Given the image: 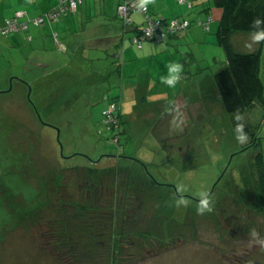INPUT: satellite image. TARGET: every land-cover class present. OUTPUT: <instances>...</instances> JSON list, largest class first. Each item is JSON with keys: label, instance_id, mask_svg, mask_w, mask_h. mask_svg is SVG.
Segmentation results:
<instances>
[{"label": "rangeland", "instance_id": "374dc122", "mask_svg": "<svg viewBox=\"0 0 264 264\" xmlns=\"http://www.w3.org/2000/svg\"><path fill=\"white\" fill-rule=\"evenodd\" d=\"M193 3L189 16L199 27L202 7ZM179 7L188 9L176 0ZM63 22L40 27L52 32L44 42L0 38V264H264L256 166L264 104L239 115L249 129V142L239 144L236 116L210 98L226 66L218 25L203 31L212 42L184 47L182 82L169 89L157 73L143 79L127 29L135 53L124 59L119 22L118 44L61 54L52 34ZM232 44L238 53L263 44L264 83V41L237 33ZM44 54L50 66H34ZM115 101L125 115L120 129L106 123ZM201 192L212 193V213L197 214Z\"/></svg>", "mask_w": 264, "mask_h": 264}, {"label": "crops", "instance_id": "0c3cea01", "mask_svg": "<svg viewBox=\"0 0 264 264\" xmlns=\"http://www.w3.org/2000/svg\"><path fill=\"white\" fill-rule=\"evenodd\" d=\"M60 3V0H58ZM140 1V0H139ZM176 0H150L148 3V14L152 18H164L165 20H183L190 19V13L194 10V5L192 9L188 8L187 4H180L188 8L187 11L184 8L179 7V11H176L173 8V4H175ZM194 4V0H189ZM199 1L202 8L197 10L196 15L198 16L197 26L199 27H190L182 36H170L167 41L161 44H156L151 41H144L142 44V48L136 47L138 53H135L134 50L130 47H126V32L133 33V37L140 33L142 25L144 23V17L140 12H135L132 14L133 25L130 27H125L123 22L119 19L117 15V7L120 3L119 0H81L76 11L67 10L64 18H67L68 23H62L58 29L60 31H53V44L56 47V50L61 54H67V51L70 49L80 50L84 47H93L96 48L106 45L107 47H112L113 44L117 42L112 37L115 35V27L116 22H119L121 25V30L124 31L123 37L121 41H125L123 44V52L122 55L124 59L127 58V55L130 54L131 51L137 54L136 59L138 62L142 61L145 65V77L143 79L151 77L153 78V73H157L158 79L160 76L166 74V65L165 60L171 59L170 62H178L182 65H185L186 62L181 60L180 56L184 55V47L191 46L193 44H203L207 42H212V39L207 36L204 32H212L213 25H218V21L221 17L222 12L214 9L217 8L214 5V8L209 4L212 0H197ZM214 3V2H213ZM57 4V2H56ZM55 2L52 3V0H0V23L3 24L6 20L13 18L17 12L22 13L21 21H25L28 19L36 18L43 16L50 12L56 5ZM210 5V6H209ZM219 9V8H217ZM190 10V11H189ZM221 10V9H220ZM60 19L57 23L51 24H60L64 19ZM212 19L210 23V31H205L204 27L199 25V22L205 23ZM191 20V19H190ZM192 21V20H191ZM193 22V21H192ZM53 26V25H52ZM55 26V25H54ZM31 27H34L30 29ZM47 27L46 25L43 26ZM38 29V30H37ZM127 29V31H126ZM32 31V32H29ZM56 30V29H54ZM28 32V33H27ZM52 33L50 29L45 30L40 27H36L30 25L28 30L25 32H17L11 33L8 36H0L4 42H10L14 45H20L21 40L27 39L25 42H37V41H45L47 40V36ZM243 33V32H239ZM24 34V35H23ZM237 34V33H235ZM233 34L232 38L235 35ZM250 34V33H247ZM27 35V36H26ZM62 35V36H61ZM99 36L101 38H99ZM72 37V38H70ZM51 38V39H52ZM70 38V39H69ZM88 44V45H87ZM102 44V45H100ZM118 44V43H117ZM99 45V46H98ZM233 45V44H232ZM133 47V48H135ZM255 52V51H254ZM184 53V54H183ZM117 58L120 59L121 55L118 53ZM37 67H46L50 66L51 61L47 59L44 54L42 57H37L36 60L32 63ZM199 70H202V67H198ZM143 69V68H142ZM186 73V72H184ZM142 75V74H141ZM121 77H123V83H125L126 79V62L124 61V65L121 69ZM160 81V80H159ZM25 84V83H24ZM208 94V92H206ZM215 93V87L212 88L211 95ZM162 96V95H161ZM114 99V98H113ZM216 99V98H214ZM181 105L186 107L188 106L187 99L179 100ZM118 103V102H117ZM120 113L122 112V105L119 104ZM124 119V118H123ZM125 123V120H123Z\"/></svg>", "mask_w": 264, "mask_h": 264}, {"label": "trees", "instance_id": "16d2710c", "mask_svg": "<svg viewBox=\"0 0 264 264\" xmlns=\"http://www.w3.org/2000/svg\"><path fill=\"white\" fill-rule=\"evenodd\" d=\"M213 2L222 11L216 38L218 46L225 52L226 66L214 75L215 93L211 95V98H216L227 114L242 115L257 103L264 104V83L261 77L263 44L255 52L238 53L232 45L231 37L239 32L253 34L257 31L253 27V22L256 19H264V0H213ZM189 21L191 27L193 23L191 20ZM203 24L199 22V25L203 26ZM122 119L123 116H121L120 124H122ZM238 123L241 122L236 121L234 126L236 127ZM244 131L248 135L247 127L244 128ZM250 144L243 146V150L250 148ZM256 164L257 185L264 204V158L262 154L257 156Z\"/></svg>", "mask_w": 264, "mask_h": 264}, {"label": "built area", "instance_id": "2783aa9c", "mask_svg": "<svg viewBox=\"0 0 264 264\" xmlns=\"http://www.w3.org/2000/svg\"><path fill=\"white\" fill-rule=\"evenodd\" d=\"M120 3L117 7V15L119 19L123 22L125 27L133 25L132 14L135 12H140L144 17L145 27L142 29L139 36L133 39V43L142 48V42L151 41L154 43H163L170 36H181L189 27V20H177L173 19L169 22L164 18L154 19L148 14L147 9L139 8V0H119ZM81 0H60L58 6L53 8L47 14L21 21L22 13L17 12L16 15L6 20L3 24L0 23V36H8L11 33L25 32L28 30L30 25L36 27H43L46 25L47 20L51 23H57L62 19L63 15L67 10L76 11ZM180 4H187L189 9L193 8L192 2L189 0H178ZM212 19L203 24L205 31H210V23ZM111 107L106 111V123L111 129H120V118L121 113L119 105L117 103H111ZM118 136L115 137V142H118Z\"/></svg>", "mask_w": 264, "mask_h": 264}, {"label": "clouds", "instance_id": "9594fccd", "mask_svg": "<svg viewBox=\"0 0 264 264\" xmlns=\"http://www.w3.org/2000/svg\"><path fill=\"white\" fill-rule=\"evenodd\" d=\"M150 0H140L138 5L139 8L147 9V5ZM253 27L257 29L256 32L252 34V38L255 42L264 41V19H256L253 22ZM183 78V65L178 62H170L166 65V74L159 77L160 83L169 89L176 88ZM155 86V80L149 82V87ZM237 121L242 119L241 116L237 115L235 117ZM245 125L243 123H238L235 127L236 140L239 144L243 145L249 142V137L244 131ZM201 200L200 205L197 209V214L204 215L205 213H212L214 211V205L212 204L208 193H200ZM186 202L181 199L177 201L178 206L184 205Z\"/></svg>", "mask_w": 264, "mask_h": 264}, {"label": "water", "instance_id": "95a60500", "mask_svg": "<svg viewBox=\"0 0 264 264\" xmlns=\"http://www.w3.org/2000/svg\"><path fill=\"white\" fill-rule=\"evenodd\" d=\"M28 99H30V96H28ZM34 109H35V112H36V115H37L38 119H41V117H40V115H39V113H38V110L36 109L35 106H34ZM57 140H58V141L60 140V133H59V131H58ZM60 151H61V157H62L63 159H65L64 156H63V147H62V146L60 147ZM95 163H96V162H95ZM213 191H214V189L212 190V192H213Z\"/></svg>", "mask_w": 264, "mask_h": 264}, {"label": "flooded vegetation", "instance_id": "af4514ba", "mask_svg": "<svg viewBox=\"0 0 264 264\" xmlns=\"http://www.w3.org/2000/svg\"><path fill=\"white\" fill-rule=\"evenodd\" d=\"M95 163V162H94ZM154 183H155V185H158V186H160L159 184H157L155 181H154ZM217 186V185H216ZM168 187H171L172 188V186H170V185H168ZM212 195V193L210 194V195H208L209 196V198H210V196ZM200 200H201V198L200 199H196V200H194L195 202H198V203H200Z\"/></svg>", "mask_w": 264, "mask_h": 264}]
</instances>
